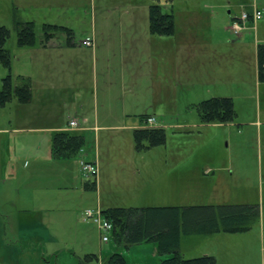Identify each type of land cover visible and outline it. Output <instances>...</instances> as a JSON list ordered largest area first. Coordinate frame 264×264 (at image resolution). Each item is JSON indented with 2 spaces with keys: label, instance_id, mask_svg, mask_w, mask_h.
<instances>
[{
  "label": "crops",
  "instance_id": "0c3cea01",
  "mask_svg": "<svg viewBox=\"0 0 264 264\" xmlns=\"http://www.w3.org/2000/svg\"><path fill=\"white\" fill-rule=\"evenodd\" d=\"M10 1L9 15L12 17H9L15 18L12 12L13 7H17L16 12L19 10L27 14L17 20L32 22L37 31L33 45H15L14 53L8 49L10 70L16 75L13 85L19 83V76L27 78L31 97L26 104L13 98L0 107V177L3 176V160L13 163L10 170L14 173L21 164L29 165H26V181L35 182L32 185L29 183V210L39 212L40 206L49 204L51 191L57 192V198L59 192L65 195L76 190L79 198L84 199L90 195L86 184L95 187L92 201L95 202V210L221 205L219 178L227 171L233 175V165L225 156L205 155L206 149L198 146V137L203 132L210 136L209 131L219 130L226 136L232 132L235 121L203 124L199 116L179 118L174 105L179 92L183 91L197 94L200 98L211 92L230 99L240 91L239 87H235L236 83H240L238 74L237 79L235 76L236 70H231L233 74L226 76L224 69L211 71L208 67V55L226 45V31L230 32V27L224 25L219 38L211 37L213 33L208 29L178 28L177 22L184 16L175 8L176 0H159L161 13L173 18V33L169 36L149 33L147 11L153 0ZM178 1L188 6V0ZM230 4L227 1L216 4L215 8ZM263 6L261 1L255 0L250 10L247 7L248 12L254 8L261 11V18L254 23V29L262 20ZM7 11L9 9L3 13ZM201 13L200 9H196L184 14L185 17H200ZM230 13L228 10L227 14ZM235 18L231 16L228 24ZM44 24L64 27L71 34L58 31L43 40ZM78 30L81 36L75 38ZM245 30L238 35L232 34L240 39ZM86 38L92 42L90 47L81 45ZM258 41L264 43V38ZM145 115L156 117L155 127L171 131L170 139L173 137L172 143L176 147L170 148L169 153L146 155L142 154L144 151L135 150L133 131L148 127ZM70 120L77 122L76 128L69 127ZM60 132L83 137L84 151L80 155L94 162L98 169L94 183L79 175V155L60 157L53 154V137ZM115 133L124 135L127 142L125 154H113L110 146L104 150L101 148V140H108L110 144ZM19 138L28 139L25 150L19 144L22 142ZM186 138L181 149V142ZM167 141L166 134L165 148ZM48 164L52 167L49 168ZM156 167L162 169L156 175L158 179L154 178V172L148 176L149 171ZM104 172L106 176H103ZM49 181L57 183L49 188ZM206 190L209 195L207 201L192 205L195 192L201 191L196 195H202ZM117 199L119 203H112ZM43 220L50 222V219ZM43 226L49 232L48 225ZM228 235L218 233L206 236L198 256L211 255L217 264H239L231 247L235 248L237 242L239 245L244 243L236 251L248 256L252 239L250 236H239L248 234ZM253 240L255 245L259 243V238ZM102 244L101 236L96 237L91 251L97 253L94 258L99 264H104L111 255L118 253L103 250ZM148 249L155 257L165 256L157 253L154 243Z\"/></svg>",
  "mask_w": 264,
  "mask_h": 264
},
{
  "label": "rangeland",
  "instance_id": "374dc122",
  "mask_svg": "<svg viewBox=\"0 0 264 264\" xmlns=\"http://www.w3.org/2000/svg\"><path fill=\"white\" fill-rule=\"evenodd\" d=\"M153 1L150 6L159 5V0ZM227 1L231 3L230 6L215 8L216 4H224ZM254 1L188 0V6L185 7L184 3L176 0L175 8L179 10V14L184 16V18L178 20L177 27L182 29L188 27L193 30L197 28L208 29L210 33H213L211 37L219 38L221 37L220 29L224 25L225 27H230L231 24H228V22L231 16L238 18L241 12L245 11L247 13V7L250 10V6L254 4ZM258 1L264 4V0ZM10 2V0H0V26L5 27L9 31V39L6 46L7 49H12V53H14V46L16 45L14 22L19 17H26L27 14L19 10L16 12L17 7H13L14 11L12 13L15 18H11L12 16L9 15L12 7ZM149 7L147 12H149ZM188 7L190 10H188ZM8 9L9 11L3 13V11ZM196 9L202 11L200 17H185L184 13L186 11ZM228 10L231 11L230 14H227ZM258 24L255 30V25L247 23L248 29L242 33L240 39L235 38L232 31L229 32L227 30L226 36L229 41L228 39L224 41H227L226 45L221 46L220 51L208 55V67L211 71L224 69L227 76L228 73L233 74L231 70H236L235 76L237 79L238 74L240 83H236L235 87H239L240 91L236 92L235 96H233L234 98H231L236 114L232 132L224 136L220 130L216 132L209 131L211 132L210 136L205 135L203 132L198 137V146L206 149L205 153L203 152L205 155L225 156L229 160L228 163L233 165V175H230L227 171L222 178H219L220 192L222 193V197L219 200L221 205L248 204L257 205L259 209L258 222L248 231L237 233L248 234L239 236H250L253 244V239L256 238L257 240L259 238V243L256 245L252 244L248 256H243L238 253L239 251H236L244 243L239 245L237 242L235 248L231 247L234 250L235 261L239 264H241V260H243V264H264V82L256 81V45L258 42L261 43L258 39L264 38V13L262 20ZM35 30L37 31L36 28ZM80 36L79 30L76 31L75 38ZM219 43L221 44V42ZM6 72L7 70L0 65V86L2 78L7 74ZM11 75L12 81L15 82L16 75L13 71H11ZM223 93L228 94L230 92ZM213 97L220 96L209 92V94H205L203 98H200L197 94H187L185 91L179 92L174 105L176 116L179 118L198 116L196 106L200 102ZM154 118L156 121V117ZM253 122L254 124H252ZM155 126L153 125V127ZM170 132L169 130L165 131L168 137L166 148L161 145L144 151L142 154L163 155L169 153L171 151L170 148L176 147L175 143H172L173 137L170 139ZM19 140L22 141L19 144L25 150V141L28 139L19 138ZM112 140L108 144V140L102 139L101 148L104 150L106 146H110L114 150L113 154H125L127 142L124 139V135L115 133ZM186 140L187 138L181 142V149L184 148L183 144ZM132 142L134 145L133 139ZM177 146L179 147L178 144ZM2 164L3 176L0 177V264H99L97 258H94L97 253L94 254L91 251L96 244V237L99 238L101 236L100 230L94 222H85L80 220L81 218L79 219L81 213L85 210H93L94 212L101 210L93 208L95 207V202H92L95 198V187L91 190L86 189L90 191V195H86L84 199L79 198L80 195H77L76 190L70 194L67 192L65 195L59 192L57 198H55L57 192L51 191L50 203L47 204L44 201L46 204L40 206L39 212H34L28 209V203H30L29 183L31 185L35 183L26 181V165H29L21 164L19 170L14 173L10 170L13 163L4 162L3 160ZM48 167L51 168L52 164H48ZM161 171L162 169L156 167V169L149 171L151 173L148 176H151L152 172H154L155 178ZM105 174L104 172L103 176H106ZM158 177L156 178L158 179ZM91 181L94 183V179ZM105 181L107 183L106 177ZM54 183L57 182H47L49 185L47 187L52 188L55 185ZM200 192H195L192 205H199L196 203L207 201L206 199L209 198L207 190L202 195H196ZM44 198L46 199L47 196H44ZM112 203H119V201L117 199V201ZM188 205H191L190 202ZM62 216L65 218L63 219ZM43 219H50V222H44ZM53 224L54 227H51ZM43 225H48L49 232ZM231 235L235 234L228 236ZM51 237L55 240H52ZM181 238L182 244L179 253L183 258L188 259L198 257L201 243L207 237L182 236ZM151 244L126 248L123 244L113 242L109 236L108 241L106 243L103 242L101 248L108 250L110 253H121L125 264H156L168 257V255L155 257L151 254V249H148Z\"/></svg>",
  "mask_w": 264,
  "mask_h": 264
},
{
  "label": "trees",
  "instance_id": "16d2710c",
  "mask_svg": "<svg viewBox=\"0 0 264 264\" xmlns=\"http://www.w3.org/2000/svg\"><path fill=\"white\" fill-rule=\"evenodd\" d=\"M248 14L251 15L249 12ZM148 22L149 33L152 35L169 36L173 33L172 16L162 14L158 4L149 7ZM14 24L16 45L21 47L33 45L36 40L34 24L19 20H15ZM58 31H67L71 34L64 27L44 24L41 37L47 40ZM8 39L9 31L0 26V65L7 70L0 87V107L13 98L21 104H26L31 97L27 78L19 76V83L16 86L13 85L11 59L6 46ZM256 65L257 81L264 82V43L257 44ZM196 110L203 124L233 123L236 115L233 102L227 97L204 100L196 106ZM143 117L145 121L149 116ZM133 141L137 152L164 145L165 130L157 127L134 130ZM83 146L84 139L81 135L60 132L54 134L52 152L60 157L81 156L80 154L84 151ZM86 189H93V184H86ZM100 214L111 224L109 236L116 244H123L128 248L141 243H154L159 255H170L156 264H217L211 255L183 258L179 253L181 236L242 233L251 229L259 220L257 205L248 204L110 208L101 211ZM104 264H125V262L120 254L115 253L106 262L104 261Z\"/></svg>",
  "mask_w": 264,
  "mask_h": 264
},
{
  "label": "built area",
  "instance_id": "2783aa9c",
  "mask_svg": "<svg viewBox=\"0 0 264 264\" xmlns=\"http://www.w3.org/2000/svg\"><path fill=\"white\" fill-rule=\"evenodd\" d=\"M260 18H261V12L255 8L252 10L251 15L243 11L240 13L239 17L236 18L231 23L230 29L233 34L238 35L247 28V23L249 20L252 23H255ZM81 44L82 46L90 47L92 45V42L90 38H86L81 42ZM146 123L148 125H154L156 123L155 118L148 117L146 119ZM68 124L70 128H76L78 125L75 120H70ZM78 172L83 179L92 180V179H96L98 174V169L95 163L86 161L83 157L80 156L78 160ZM80 218L82 221L85 222L92 221L95 224H97L98 229L100 230L101 233L102 242L108 241L112 226L108 221H106L101 216L99 211L94 212L93 210H85L81 213Z\"/></svg>",
  "mask_w": 264,
  "mask_h": 264
}]
</instances>
